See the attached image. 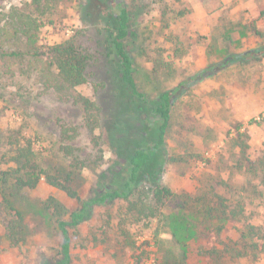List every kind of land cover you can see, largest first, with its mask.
<instances>
[{
	"label": "rangeland",
	"instance_id": "374dc122",
	"mask_svg": "<svg viewBox=\"0 0 264 264\" xmlns=\"http://www.w3.org/2000/svg\"><path fill=\"white\" fill-rule=\"evenodd\" d=\"M25 1L5 0L1 9ZM85 1L57 3L44 18L40 43L75 36L94 56L87 83L57 91L27 60L13 61V75L0 67V132L12 135L11 141L13 136L30 138L43 167L73 168L72 185L82 198L93 194L99 175L116 157L101 122L91 130L75 101L80 94L103 105L107 133L113 84L100 44L104 38L100 25L83 19ZM92 1L90 9L96 14L98 1ZM127 4L132 12L128 43L136 77L140 90L149 96L227 55L244 56L192 85L174 103L162 181L176 198L159 216L141 221L125 213L122 201L96 206L90 219L70 231L73 264H165L168 260L264 264L263 252L235 259L199 253L200 247L210 248L211 241L223 248L240 240L247 222L264 227V54L250 53L264 45V0H127ZM239 134L247 138L246 155L236 142ZM8 166L1 163L0 172ZM204 191L222 194L231 206L242 205L243 214L224 221L208 219L205 206L187 196ZM12 192L11 201L23 213L24 239L11 246L0 194V264H42L43 258L55 264L62 236L45 201L52 196L68 211L76 209L79 201L44 177L33 189ZM220 224L224 227L217 237L213 229Z\"/></svg>",
	"mask_w": 264,
	"mask_h": 264
},
{
	"label": "trees",
	"instance_id": "16d2710c",
	"mask_svg": "<svg viewBox=\"0 0 264 264\" xmlns=\"http://www.w3.org/2000/svg\"><path fill=\"white\" fill-rule=\"evenodd\" d=\"M4 1L0 0V67L4 73L13 75V61L18 59L27 60L29 66L39 69L46 78V85L57 91L74 89L89 81V67L94 56L75 36L54 44L40 43L45 16L62 0H26L21 6L12 5L3 10L1 5ZM87 1L82 5H85L86 13L83 19L86 23L100 25L98 29L104 37L100 44L105 51L109 78L113 84L108 135L103 123L104 106L80 94L75 101L83 108L91 130L95 122H101L108 145L116 155L99 175L93 194L86 198L79 195L72 185L76 173L73 168L65 171L60 167L54 170V165L51 168L41 166L39 154L30 138L13 136L11 141L12 135L0 132V164H9L0 172V194L8 217L7 238L11 246H19L24 239V217L11 201L12 189H33L44 177L51 185L79 201L78 207L72 211L52 196L45 201L62 236L55 264H73L70 231L90 219L96 206L122 201L125 213L132 220L141 221L159 216L164 207L176 198L172 188L162 181V167L168 159L166 133L174 103L192 85L244 56L227 55L181 80L176 86L159 92L155 97L149 96L139 88L135 57L128 43L133 21L127 0H96L100 11L96 14L90 9L93 1ZM14 43V48L9 47ZM252 52L264 54V45L250 50ZM236 140L242 154L246 155L249 149L247 138L239 134ZM187 196L205 206L203 209L208 219H237L244 212L242 205L231 206L226 197L215 191ZM223 227L220 224L213 229L214 235L219 237ZM210 243V248L200 247L199 253L220 258L229 255L233 259L249 255L256 257L258 253H264V227L247 222L240 240L225 243L223 248H219L214 241ZM164 263L179 264L170 260ZM42 264L53 262L43 258Z\"/></svg>",
	"mask_w": 264,
	"mask_h": 264
}]
</instances>
